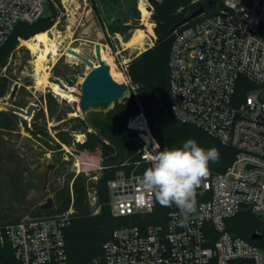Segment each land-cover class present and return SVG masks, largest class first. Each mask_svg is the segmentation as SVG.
Here are the masks:
<instances>
[{"label": "built area", "instance_id": "built-area-1", "mask_svg": "<svg viewBox=\"0 0 264 264\" xmlns=\"http://www.w3.org/2000/svg\"><path fill=\"white\" fill-rule=\"evenodd\" d=\"M45 2L0 0V49L19 22L38 18ZM141 3L150 18L153 0ZM191 4L204 11L174 30L171 109L178 120L234 148V158L224 169L209 163V174L196 190L195 212L184 217L173 205L166 217L147 219L158 201L137 178L151 167L150 156L167 148L152 131L129 77L139 111L128 117L127 126L136 132L140 148L133 162L123 164L131 168L119 169L108 188L113 215L139 219L116 228L104 243L103 256L89 264H264V247L228 228V220L243 211L264 217V0ZM131 59L124 60L127 72ZM87 196L91 213H100L97 190L88 186ZM73 212L71 204L59 214L26 216L0 226V237L14 249L13 260L0 264H68L65 229Z\"/></svg>", "mask_w": 264, "mask_h": 264}, {"label": "trees", "instance_id": "trees-1", "mask_svg": "<svg viewBox=\"0 0 264 264\" xmlns=\"http://www.w3.org/2000/svg\"><path fill=\"white\" fill-rule=\"evenodd\" d=\"M153 19L156 21L154 28L157 35L153 47L133 56L128 66V76L136 87V95L143 104L152 131L167 149L182 147L189 139H194L197 144L209 149L215 147L219 151L218 162H212L216 169H224L234 158L235 150L223 145L217 138L211 136L203 129L178 120L171 109V86H170V57L174 40V30L187 21L193 20L192 13L196 7L191 0H153ZM181 8L179 11L178 9ZM121 10V9H120ZM131 13L121 18L120 13L110 15L106 27L112 33L122 32L125 29L136 25L140 12L133 6ZM55 15L39 16L32 22H19L13 33L0 49V98L5 97L13 84V77L3 71L9 62L12 53L19 45V39H28L39 32L52 27L55 23ZM133 20V23H129ZM105 24V23H103ZM54 73L58 76H65L64 71L54 67ZM71 84L75 80H69ZM47 106L51 117L57 116V120L67 118L70 111L63 110L57 113L52 101H56L54 94L45 95ZM15 98V97H14ZM136 96H133L135 106L131 101L122 105L117 103L104 117L98 118L91 113L92 122L99 127L105 136L90 130V126L83 118L62 125L57 129L56 134L59 140L51 142L44 137L34 135L44 141L49 149L61 148L63 143L76 145L82 151L94 153L102 152V170L97 179L90 178L84 172L78 173L74 178L69 177L68 181L54 189L53 206L43 210L39 205L35 213L37 215H54L66 211L71 204L74 206L71 223L65 229L66 252L68 264H89L94 258L103 256L104 243L108 240L113 231L123 225L137 222L139 216H114L110 206V192L108 181L114 178L119 169L131 165H123L125 162H133L138 156L139 144L134 141L136 132L127 126L128 117L139 111V103ZM11 104L26 106L17 98L11 100ZM44 113V109H36L33 116V124L40 125L38 118ZM18 114L11 109H0V166L3 162L16 163V151L14 147L5 141V132L18 130L16 118ZM46 127V126H45ZM45 129V128H44ZM80 131L85 133L83 141H75L74 133ZM110 139L111 142H108ZM56 162L61 161L56 156ZM3 163V164H2ZM16 165H21L18 163ZM23 175L22 173H20ZM72 181V186L70 185ZM94 187L98 192L99 202L102 206L101 212L92 214L89 207L87 188ZM169 207L156 206L154 213L146 217L151 221H157L159 215L165 216ZM19 219L3 220L0 226L16 222ZM229 230L238 236H242L251 242L264 247V217L256 215L251 211H243L228 220ZM261 233V239H253L252 235ZM14 258V249L6 238L0 237V263H8Z\"/></svg>", "mask_w": 264, "mask_h": 264}, {"label": "rangeland", "instance_id": "rangeland-1", "mask_svg": "<svg viewBox=\"0 0 264 264\" xmlns=\"http://www.w3.org/2000/svg\"><path fill=\"white\" fill-rule=\"evenodd\" d=\"M138 1L46 0L44 11L39 16L55 15L54 25L46 31L51 40L56 43L59 54H49V57L44 60L45 67L37 68V53L33 52L25 44V40L32 39L36 34L28 39L20 38L19 45L9 58L8 66L3 70L13 77V84L8 94L0 98V109H6L2 104H11V100L15 98L20 100L21 103L27 104L23 106L24 108L31 103H36L38 109H44V113L38 118V122L41 127L50 131H52V126L57 124L59 120H57V116L51 117L50 115L47 100L45 99V95L48 93L54 94L56 98V101H52V103L54 109H57V113L67 109L70 111L67 117L80 113L78 107L79 99L71 101L57 93L52 87L54 82L52 77H60L69 87L79 91L77 82L71 84L67 78L55 75L54 67L57 66L59 71H64L66 67H69L70 71L76 70V74L84 76L88 66L80 60L69 61L66 58V49L68 47H79L82 42L94 45L95 42L101 41L105 53L114 64L115 70L122 73L121 77H119L120 82L131 83L125 70L124 60L137 56L153 47L157 39L154 30V33L151 34L156 37H152V46L147 43L143 46L137 44L128 46L131 44H126L137 28L143 29L148 35L147 41H150L149 27L143 20L141 6ZM133 6H136L140 12L137 24L122 32L117 31L119 33L118 36L110 32L108 27H106L110 15H116L121 12L120 16L124 18V16L132 12ZM178 10L180 11L181 8ZM146 20L153 23L154 29L156 21L153 19V13ZM90 57L96 62L94 55ZM44 75L46 76V81H43ZM40 79L43 82L40 83ZM16 84L19 87L15 93V98H11L13 87ZM132 99L131 103H133L132 107H134L135 103ZM91 113L98 118H102L105 115V113L96 111ZM30 121L33 124V118ZM16 122L18 123V130L5 132L3 135L5 141L10 143L16 151V163L15 161L13 163L3 162L5 165L0 166V222L12 219L20 220L26 216H36L35 211L38 206L43 204L47 197H53L54 189L64 185L69 177L74 178L78 171L92 177L98 176L103 166V157L100 150L89 153L78 149L76 145H68L66 143H63L61 148L49 149L42 139L31 135L23 128L21 115L18 114ZM53 135L58 141L59 138L56 132L53 131ZM85 137L80 131L75 132V141H78V139H80L79 141L84 140ZM56 156L62 158L61 161H58L59 163L56 162ZM78 160L82 162L81 168L77 165ZM48 162H53L56 165L50 171L45 190L47 195L45 196L43 195L44 170ZM18 163H21V165H16Z\"/></svg>", "mask_w": 264, "mask_h": 264}, {"label": "water", "instance_id": "water-1", "mask_svg": "<svg viewBox=\"0 0 264 264\" xmlns=\"http://www.w3.org/2000/svg\"><path fill=\"white\" fill-rule=\"evenodd\" d=\"M204 11V7L197 8L191 15L194 17ZM103 44L101 41H97L94 45H91L87 42L80 43L78 49L75 47H68L66 49L67 53L72 54L74 57H69V61L80 60L84 62L87 66V72L84 76H79L77 84L79 91L72 89L70 92L79 97L78 107L80 113H76L72 116H69L63 120H60L57 124L52 126V131L44 129L41 126L33 127L31 124V118L33 117L35 110L37 109L36 103H31L26 108L13 105L10 103L2 104L6 109H11L15 113L21 115V125L23 128L28 131L31 135H39L45 139L55 142V137L53 131L56 132L62 125L76 121L79 118H83L86 123L90 126L91 130L96 133L105 136L103 131L97 127L91 120V112H108L110 111L117 103L125 105L128 104L134 96L133 87L127 82L117 81L112 73L111 66L109 62L103 58L102 55ZM96 58L94 62L90 56ZM52 81L58 83L61 88L69 91L70 87L63 82L60 77H52ZM19 85L16 84L13 87L11 93V98L15 97V93ZM108 142H111L110 139H107ZM55 163L48 162L44 170V185H43V195H47L45 191L48 184V179L50 171L55 167ZM54 199L53 197H47L46 201L41 205L43 210L49 209L53 206ZM263 235L261 233H255L252 235L253 239H261Z\"/></svg>", "mask_w": 264, "mask_h": 264}, {"label": "clouds", "instance_id": "clouds-1", "mask_svg": "<svg viewBox=\"0 0 264 264\" xmlns=\"http://www.w3.org/2000/svg\"><path fill=\"white\" fill-rule=\"evenodd\" d=\"M151 167L138 177L142 188L152 193L163 207L175 205L187 217L196 210L197 188L201 178L209 174V163L218 162L215 147L204 149L194 139L182 147L164 149L150 156ZM138 203L142 204L141 198Z\"/></svg>", "mask_w": 264, "mask_h": 264}, {"label": "bare ground", "instance_id": "bare-ground-1", "mask_svg": "<svg viewBox=\"0 0 264 264\" xmlns=\"http://www.w3.org/2000/svg\"><path fill=\"white\" fill-rule=\"evenodd\" d=\"M141 10H142V13H143V20H144V22L146 24H148L150 33H154L153 23H151L149 20H146V17L149 14V10L146 8L145 3H141ZM147 38H148V35L146 34V32L143 29H141V28H137L134 31V33L131 36V38L128 40V42H126V44H131V45H128V46H132V45H135V44L143 46L144 44L147 43ZM25 44L33 52L37 53V60H36L37 61V66H38L37 68H44L45 67L44 66V60H46L49 57V54H51V53L53 55L59 54L58 53V48L56 46V43H54V41L51 40V38H50V36H49L47 31L39 32L34 37H32V39L25 40ZM75 48L78 49V47H75ZM68 54H69L68 55L69 57H74L72 54H70V53H68ZM102 55H103V58L106 59L109 62V64H110L111 73L114 75V77L116 78L117 81H120L119 77H121L122 73L121 72H117L115 70L114 64L112 63V60L105 53L104 48L102 49ZM46 80L47 79H46V76H45L43 81H46ZM43 81H42V79H40L39 82L41 83ZM37 83H38V81H37ZM52 87L57 93H59L60 95L66 97V98H68L71 101H76V100L79 99V97L77 95H74V94H72L70 92L73 89L72 87L70 88L69 91H67V90L61 88L60 85L58 83H56V82L52 83ZM77 165L81 168L82 162L80 160H78Z\"/></svg>", "mask_w": 264, "mask_h": 264}, {"label": "flooded vegetation", "instance_id": "flooded-vegetation-1", "mask_svg": "<svg viewBox=\"0 0 264 264\" xmlns=\"http://www.w3.org/2000/svg\"><path fill=\"white\" fill-rule=\"evenodd\" d=\"M129 23H133V20H130L129 21ZM108 34H110V33H108ZM115 34V33H114ZM103 44V43H102ZM67 53V52H66ZM67 55H69L68 53H67ZM64 72H65V76H66V78L68 79V80H75V82H77V80H78V77L80 76L79 74H76V70H71L70 71V68L69 67H66V69H64ZM64 82V81H63ZM71 88V87H70ZM38 107V106H37ZM36 111V110H35ZM35 114V113H34ZM34 116V115H33ZM33 118V117H32ZM31 118V119H32ZM32 124V123H31ZM32 126L33 127H35V126H40V125H35V124H32ZM90 130H91V128H90ZM85 136H86V134L85 133H83ZM74 135H75V133H74ZM80 139H78V141H79ZM81 141H83V140H81ZM42 204H40V206H41ZM42 209V208H41Z\"/></svg>", "mask_w": 264, "mask_h": 264}, {"label": "crops", "instance_id": "crops-1", "mask_svg": "<svg viewBox=\"0 0 264 264\" xmlns=\"http://www.w3.org/2000/svg\"><path fill=\"white\" fill-rule=\"evenodd\" d=\"M90 153V152H89Z\"/></svg>", "mask_w": 264, "mask_h": 264}]
</instances>
